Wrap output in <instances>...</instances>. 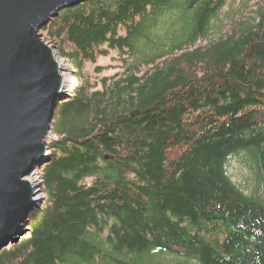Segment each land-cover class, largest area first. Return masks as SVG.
Masks as SVG:
<instances>
[{
  "label": "trees",
  "instance_id": "trees-1",
  "mask_svg": "<svg viewBox=\"0 0 264 264\" xmlns=\"http://www.w3.org/2000/svg\"><path fill=\"white\" fill-rule=\"evenodd\" d=\"M247 2L84 0L40 30L77 86L0 264H264V0Z\"/></svg>",
  "mask_w": 264,
  "mask_h": 264
},
{
  "label": "water",
  "instance_id": "water-1",
  "mask_svg": "<svg viewBox=\"0 0 264 264\" xmlns=\"http://www.w3.org/2000/svg\"><path fill=\"white\" fill-rule=\"evenodd\" d=\"M84 0H0V250L29 229L43 199L27 179L50 159L54 107L63 95L60 58L40 30Z\"/></svg>",
  "mask_w": 264,
  "mask_h": 264
},
{
  "label": "rangeland",
  "instance_id": "rangeland-1",
  "mask_svg": "<svg viewBox=\"0 0 264 264\" xmlns=\"http://www.w3.org/2000/svg\"><path fill=\"white\" fill-rule=\"evenodd\" d=\"M238 1H241V0H238ZM237 5H238V4H237ZM237 5H236V6H237ZM244 5H245V7H243V9H241V11H244V10H246V9H249V10L254 11V10L257 9V6H258V5H257V0H250V2H247V3H245ZM236 8H237V7H236ZM230 9H231V6L229 5V6L225 9V11L228 12ZM237 9H238V8H237ZM237 9H236V10H237ZM236 10H235V11H236ZM249 13H250V12H249ZM233 15H234V14H233ZM229 19H230V18H229ZM43 37H44V36H43ZM44 40H45V41H49V40H47V38H45V37H44ZM52 48L54 49V52H55V53H57V54L59 53L55 43H54V45L52 46ZM117 57H118L117 53L113 52L109 57H107V58H103V59L100 60V64L106 68V70L104 69V72H103L104 75H110V76H112L113 74H116L117 72H119L120 70H122V69H120V68H122V67H121V66H122V62H121L120 60H118ZM65 60H66V59H65ZM70 65H71V67H72V74L75 76V75H76V69H75V67H74L72 64H70ZM87 70H88L90 73L93 74L94 67L90 66ZM75 79H76V78H75ZM76 86H77V80L75 81L74 86L69 90V93L72 92V91L75 89ZM65 95H66V94H65ZM65 95H64V96H65ZM62 100H63V99H61L60 101H62ZM58 101H59V100H58ZM53 138H54V136H53V131H52L51 138H50V140H49L48 142H51V141L53 140ZM48 142H47V143H48ZM50 155H51V153H50ZM230 174H231L232 178H233L235 181H237V182H241V181H243V180L245 179V177L248 175V172H247L246 168H245L241 163H239L238 161H234L233 166H232L231 169H230ZM29 177L31 178V176H29ZM29 177H28V178H29ZM28 178H27V179H28ZM38 196H39V198H42V199H43V194H42V192H41V194H39ZM40 204H41V203H40ZM40 204H39V207H40ZM39 207H37V208H39ZM37 208H36V209H37ZM28 225H29V222H28ZM28 225H27V228L29 229Z\"/></svg>",
  "mask_w": 264,
  "mask_h": 264
},
{
  "label": "bare ground",
  "instance_id": "bare-ground-1",
  "mask_svg": "<svg viewBox=\"0 0 264 264\" xmlns=\"http://www.w3.org/2000/svg\"><path fill=\"white\" fill-rule=\"evenodd\" d=\"M60 57V56H59ZM58 62L60 64V71L64 80V90L63 95L67 94L69 90L74 86V83L76 81L74 75L72 74V67L70 63L65 60L64 58L60 57L58 59ZM34 186L38 184V181L35 177L28 178ZM39 196L37 195V200H40Z\"/></svg>",
  "mask_w": 264,
  "mask_h": 264
},
{
  "label": "built area",
  "instance_id": "built-area-1",
  "mask_svg": "<svg viewBox=\"0 0 264 264\" xmlns=\"http://www.w3.org/2000/svg\"><path fill=\"white\" fill-rule=\"evenodd\" d=\"M48 42V44L52 47L53 45H54V42H52V41H47ZM40 168V167H39ZM39 168L38 167H36V168H34V171H33V174L31 175V177H35L36 179H37V181H38V183L39 182H41L42 183V180H41V178H40V175H39ZM28 178V177H27ZM30 178V177H29Z\"/></svg>",
  "mask_w": 264,
  "mask_h": 264
}]
</instances>
